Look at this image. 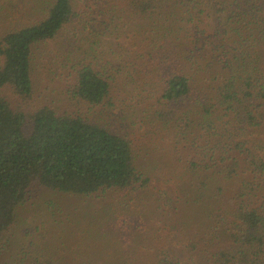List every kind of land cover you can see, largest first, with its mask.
Here are the masks:
<instances>
[{
  "label": "trees",
  "instance_id": "1",
  "mask_svg": "<svg viewBox=\"0 0 264 264\" xmlns=\"http://www.w3.org/2000/svg\"><path fill=\"white\" fill-rule=\"evenodd\" d=\"M83 1L0 0V264H264V0ZM35 185L173 220L58 232L52 201L22 216Z\"/></svg>",
  "mask_w": 264,
  "mask_h": 264
},
{
  "label": "rangeland",
  "instance_id": "2",
  "mask_svg": "<svg viewBox=\"0 0 264 264\" xmlns=\"http://www.w3.org/2000/svg\"><path fill=\"white\" fill-rule=\"evenodd\" d=\"M104 0H84L82 2V5L84 7V10L90 11L92 8L94 9L95 6L99 3H101ZM90 13V12H89ZM43 64H45L43 62ZM49 71H44L41 69V67H38V72H36L37 76V83H38V99L41 101L45 99H55L57 96V91L59 88V85H57L53 81H49ZM41 90H40V88ZM41 92V93H40ZM257 138L264 141V131L257 133ZM148 160L146 161L147 165L151 164L153 169L155 170V176L157 179V185L163 189V191L168 192L170 195H173L174 193L179 192V189H177L174 185V183L168 181V177L162 173L161 170H164V165L160 162L162 159V155L159 156L158 150H155L152 152V154L148 155ZM144 156V163H145ZM67 195V196H65ZM131 199V200H130ZM130 200V201H129ZM48 201H52L51 203L56 205V208L58 211H60V214L58 213L59 221L55 222L58 223L57 225H61V227L67 226V228H64L60 231H67L68 229H71L72 231L74 228L77 231L84 230V227H91L97 225L100 221H105L104 223H108L109 221H115L117 223V227H114L116 229V235L118 236H130L134 232L133 230L136 228V226L133 224L134 218L137 217L139 222L143 219V213L147 212L146 215L149 214V216H146V220H142V223H146L148 226H154L156 222H160L162 225L165 224V222H171L173 220V215H165L161 217V215L154 214V211L149 210V202L144 197L138 198V205L132 200L131 197L126 198L124 196H121L120 194H112L109 193L105 197H100V199L92 200L88 198H82L79 196H68V194L65 193H52L48 191L45 188H41L38 185H35L31 189V198L29 199V202L27 203L26 207L22 210V216L27 219V221H32L36 217L39 219L42 218L43 214L46 213L45 207ZM130 204V206H129ZM94 205V206H93ZM144 206V207H143ZM131 208V209H129ZM144 210H141L143 209ZM131 210L132 212H130ZM115 212L117 218L113 216V218H110V212ZM132 213V215H130ZM143 214V215H142ZM103 216V217H102ZM124 219H127L124 223H121ZM83 226V227H79ZM58 226H54L52 229L56 231L54 228ZM51 229V230H52ZM170 231H164L163 236H171L172 234H169ZM99 233L100 236H102L101 232ZM101 239L99 240V242ZM62 242V240H61ZM71 242V241H69ZM88 242V241H87ZM124 241L122 242V245H124ZM168 248L171 250H178L180 248V245L177 244V241L171 236V240H167ZM127 245V244H125ZM181 249V248H180ZM182 255V254H181Z\"/></svg>",
  "mask_w": 264,
  "mask_h": 264
}]
</instances>
